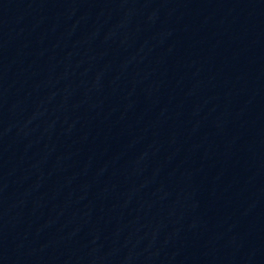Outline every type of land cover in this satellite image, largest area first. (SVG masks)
Wrapping results in <instances>:
<instances>
[{
    "label": "water",
    "instance_id": "95a60500",
    "mask_svg": "<svg viewBox=\"0 0 264 264\" xmlns=\"http://www.w3.org/2000/svg\"><path fill=\"white\" fill-rule=\"evenodd\" d=\"M260 247L264 0H0V264Z\"/></svg>",
    "mask_w": 264,
    "mask_h": 264
}]
</instances>
